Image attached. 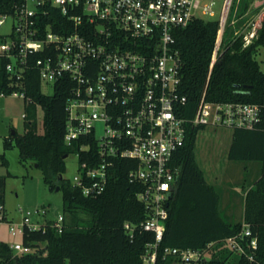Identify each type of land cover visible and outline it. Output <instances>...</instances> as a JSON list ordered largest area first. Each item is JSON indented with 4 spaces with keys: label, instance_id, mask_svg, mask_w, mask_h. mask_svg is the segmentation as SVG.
Returning a JSON list of instances; mask_svg holds the SVG:
<instances>
[{
    "label": "built area",
    "instance_id": "2783aa9c",
    "mask_svg": "<svg viewBox=\"0 0 264 264\" xmlns=\"http://www.w3.org/2000/svg\"><path fill=\"white\" fill-rule=\"evenodd\" d=\"M217 1L20 0L12 13L0 14V59L6 60L8 85L22 86L30 70L53 87L65 79L70 94L64 107V142L69 147L80 138L96 142L100 162L89 168L79 166L72 184L84 196L96 197L107 185L110 158L136 161L128 179L143 185L137 199L145 207L146 218L138 224L125 222L123 230L131 241L136 232L152 233L144 264H198L209 255L210 244L201 250L159 247L176 184L178 169L172 159L188 132L198 128V137L206 129L264 131V95L259 102L211 101L204 91L194 114H185L187 98L180 93L181 63L173 47L174 30L195 18L217 21L207 86L225 42L239 41L246 48L258 40L262 28L264 0H221L216 15ZM53 10L64 20L55 23L56 30L50 25L45 29ZM257 60L264 75V45L257 48ZM7 96L25 99L23 90L0 92V97ZM18 211L17 222L0 214V224L12 237L21 239L26 231L47 224L31 222L33 215L45 214L43 208ZM49 225L60 233L63 217ZM249 236L250 229L244 227L226 242L240 252L238 239ZM250 246L256 247L255 239ZM10 247L19 254L31 251L21 241Z\"/></svg>",
    "mask_w": 264,
    "mask_h": 264
},
{
    "label": "trees",
    "instance_id": "16d2710c",
    "mask_svg": "<svg viewBox=\"0 0 264 264\" xmlns=\"http://www.w3.org/2000/svg\"><path fill=\"white\" fill-rule=\"evenodd\" d=\"M19 2L0 0V14L12 13ZM51 15L43 27L50 25L56 30L55 23L64 18L54 10ZM217 27L216 20L195 18L173 33V47L181 63L180 93L187 98L184 109L188 116L194 114L204 91L206 99L211 101L259 102L264 95V75L257 60V48L264 45V19L254 44L242 48L239 41L225 42L206 86ZM5 63V59H0V92L9 95L14 90H23L26 105L24 132L13 131L5 137L3 148L16 146L21 163L34 164L51 190L58 187L67 216L63 217L60 233L50 222L43 228L26 231L20 240L30 247L27 253H16L9 244L0 241V264H144L145 247L153 241L152 233L136 232L131 241L123 230L125 222L138 224L146 218L145 207L137 199L143 185L128 179L136 161L110 158L113 165L108 167L105 190L96 197L84 196L78 187L63 178L65 158L74 151L79 166L86 164L87 168L98 165L100 158L91 137L78 139L72 147L64 142V107L70 86L62 79L55 83L53 94L45 95L34 70L24 75L22 86H9ZM38 107L42 111L41 133L37 128ZM198 131L195 128L188 132L184 145L172 159L178 170L174 192L168 200L169 214L160 250L165 247L201 250L210 244L206 249L209 255L198 264H264V131L236 129L231 134L228 160H256L261 164L260 177L244 195L243 219L237 222H227L219 216V197L196 159ZM83 145L88 149L80 150ZM0 163L8 166L4 153H0ZM5 179L6 176H0V214L4 217ZM80 213L86 218L80 217ZM244 227L250 229L251 236L238 239L242 251L227 248L226 240L239 235ZM251 239L256 240V247L250 246Z\"/></svg>",
    "mask_w": 264,
    "mask_h": 264
},
{
    "label": "rangeland",
    "instance_id": "374dc122",
    "mask_svg": "<svg viewBox=\"0 0 264 264\" xmlns=\"http://www.w3.org/2000/svg\"><path fill=\"white\" fill-rule=\"evenodd\" d=\"M221 0L215 5L216 15L219 14ZM41 92L45 95L53 94L52 82L42 81ZM26 101L23 97H0V153H4L8 162L5 167L0 163V176H6L4 186V211L9 220H20L22 209H45L44 215H33L34 225L54 222L59 216L66 218L63 211L61 191L51 190L44 182L42 172L31 162L21 163L16 146L3 148L4 138L15 131L24 132L23 115ZM37 128L42 132V111L37 108ZM231 131H217L206 129L197 137L195 144L196 159L199 167L204 171L206 180L219 197L218 213L227 222L241 221L244 210V195L260 177L261 164L256 160L232 161L227 158ZM66 170L64 179L73 181L78 175V156L71 151L65 158ZM9 173V175H8ZM80 217L86 218L83 213ZM0 241L9 245L20 242L19 237L8 234L7 226L0 224ZM43 246L42 244L40 245ZM229 248V246H226ZM208 256V255H207Z\"/></svg>",
    "mask_w": 264,
    "mask_h": 264
},
{
    "label": "water",
    "instance_id": "95a60500",
    "mask_svg": "<svg viewBox=\"0 0 264 264\" xmlns=\"http://www.w3.org/2000/svg\"><path fill=\"white\" fill-rule=\"evenodd\" d=\"M58 190H59L58 187H56V188H55V191H58Z\"/></svg>",
    "mask_w": 264,
    "mask_h": 264
},
{
    "label": "crops",
    "instance_id": "0c3cea01",
    "mask_svg": "<svg viewBox=\"0 0 264 264\" xmlns=\"http://www.w3.org/2000/svg\"><path fill=\"white\" fill-rule=\"evenodd\" d=\"M242 219H243V217H242Z\"/></svg>",
    "mask_w": 264,
    "mask_h": 264
}]
</instances>
